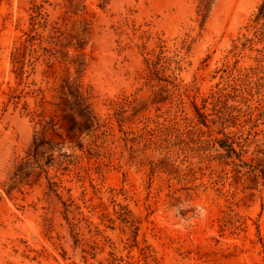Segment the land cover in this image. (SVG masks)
Segmentation results:
<instances>
[{"label":"rangeland","instance_id":"374dc122","mask_svg":"<svg viewBox=\"0 0 264 264\" xmlns=\"http://www.w3.org/2000/svg\"><path fill=\"white\" fill-rule=\"evenodd\" d=\"M263 3L214 0L203 22L197 0H0V264H264ZM29 35L41 56L19 75ZM65 79L109 122L100 157L84 133L57 193L49 169L8 194L41 129L27 92L46 90L53 112ZM219 94L225 125L212 123ZM147 121L184 134L164 150L126 144L121 128Z\"/></svg>","mask_w":264,"mask_h":264},{"label":"trees","instance_id":"16d2710c","mask_svg":"<svg viewBox=\"0 0 264 264\" xmlns=\"http://www.w3.org/2000/svg\"><path fill=\"white\" fill-rule=\"evenodd\" d=\"M213 2L214 0H197L196 12L198 17L201 18L203 22L206 20ZM263 18L264 3L259 8L257 20L259 21ZM259 35L264 37V27L255 32L256 37ZM34 39V36L29 35V39L24 42L22 47L18 48L13 54L14 64L19 75L23 73L24 62L28 54L34 59L33 61L31 59L29 60L30 66L40 59L41 55L38 53V50L31 48L32 44L30 47L26 44L30 43ZM246 40L251 42L248 38ZM50 52V49L42 48L43 56L49 54ZM50 73H54L53 65H48L47 70L44 72V74ZM53 90L60 93V95L57 96V98L60 99V103L53 105H55L56 109L60 112V120H64V122H66V126H62L64 134L58 133L55 128L57 125L55 118L57 117L58 111L54 110L50 113L47 112L45 105L46 90L39 88L28 91L27 94H36L37 96H41L39 100L35 102V109L33 110V115L38 120V124L41 129L34 137L32 151L28 152L26 159H23L18 163L16 172L12 178V183L8 190H6L8 194H10L19 184L32 185L33 183L40 181L43 175L48 174L49 169H53L55 173L52 179H48V186L52 191L57 193L58 189L62 187L61 177L65 175V172L68 171L71 166H74V148H82L80 146V139L84 133H87V135H90L93 138L92 143H90L87 148V153L91 157H100V146H98L97 143L99 140H103L106 137L109 122H101L99 118L94 116L89 111V108L84 104L81 95L74 92V84L68 79L63 80L62 83L59 84V87L53 88ZM23 92L24 90L19 95H11L9 102L17 105ZM219 95L220 96L217 99V102L213 105L216 119H213L212 123L214 125H225L226 111H224V107L221 108L219 106L223 95ZM135 102L136 101L126 100L125 105L132 106ZM125 105H123L121 110L115 114V118L118 122L121 119L122 113L125 111ZM195 109L197 115L205 125L209 115L201 113L197 107ZM192 124L193 122H190L185 125V129L187 131L186 133L193 132L191 129H194L196 126H193ZM119 125L121 124L119 123ZM151 125L152 123L147 121L145 126L137 132L126 131L121 128L120 131L122 133L123 140L126 144L128 142L138 145L142 144L144 150L149 149L152 146H156L157 149L164 150L168 148L165 144H167L171 138H176L178 135L184 134L176 127L175 124L166 126L158 121H154L153 125ZM49 135L50 137H48ZM226 140L230 141L231 137L226 136ZM215 143L217 142L215 141ZM231 144L233 143L231 142ZM65 149H67L68 152L62 153ZM56 153L58 154L56 155ZM44 159H46L45 162H43ZM149 167L151 173H153L155 170L154 163L149 162ZM69 201L70 204L74 203L71 198ZM64 204L66 205L67 203L64 201Z\"/></svg>","mask_w":264,"mask_h":264}]
</instances>
